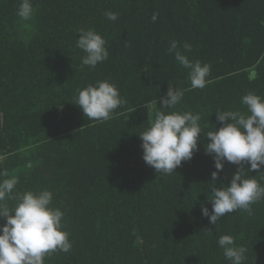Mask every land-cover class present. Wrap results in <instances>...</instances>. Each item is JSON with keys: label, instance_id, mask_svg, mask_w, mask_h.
<instances>
[{"label": "trees", "instance_id": "trees-1", "mask_svg": "<svg viewBox=\"0 0 264 264\" xmlns=\"http://www.w3.org/2000/svg\"><path fill=\"white\" fill-rule=\"evenodd\" d=\"M21 2L0 0V181L16 177L18 193L48 190L64 212L72 248L45 264H230L222 235L247 249L245 264H264V199L252 215L237 210L215 225L202 215V205L212 211L209 183L230 186L238 166L225 163L211 181L202 134L191 160L156 173L138 136L169 85L185 94L164 111L199 114L205 132L222 126L217 110L246 113L244 95L264 97V0H31L27 21L17 15ZM81 29L106 40L109 57L95 68L82 66ZM171 41L211 65L203 89L191 88ZM97 81L115 84L125 101L108 121L89 120L74 104Z\"/></svg>", "mask_w": 264, "mask_h": 264}, {"label": "clouds", "instance_id": "clouds-1", "mask_svg": "<svg viewBox=\"0 0 264 264\" xmlns=\"http://www.w3.org/2000/svg\"><path fill=\"white\" fill-rule=\"evenodd\" d=\"M33 12L31 0H22L17 15L27 21ZM105 16L111 21L118 18V14L111 11ZM157 17L158 14L154 13L152 21L155 22ZM78 34L76 47L85 53L82 66L95 68L108 59L106 40L101 35L94 30L83 29ZM184 48L191 50L188 45ZM168 52L174 54L175 60L188 70L192 89H203L207 85L211 65L190 61L178 49L177 41L170 42ZM256 77L253 70L248 79L255 80ZM184 94L185 90L169 85L166 96L160 98V110L155 112L150 126L138 135L142 141V159L156 173L171 175L182 162L193 158L204 134L210 141L205 145V154L213 157L216 169L211 173V181L219 179L225 163L238 167L230 186L216 188L209 183L211 196L207 200L212 204V211L210 213L202 205V215L212 225L237 210L252 215L251 206L264 199V185L254 176L248 177V173L254 171L264 179V97L251 92L244 95L241 103L246 106V113L217 110L216 119L222 126L205 132L201 128L199 114L164 111L178 105ZM124 103L115 84L97 81L95 85L90 84L80 90L74 104L89 120L108 121ZM17 184L14 176L0 181V220L5 221L0 225V264H45L52 253L69 252L72 248L69 233L62 230L65 214L52 207L53 194L48 190L18 193ZM9 201H14L15 206L10 207ZM217 243L230 264H245L247 249L238 246L234 237L222 235Z\"/></svg>", "mask_w": 264, "mask_h": 264}]
</instances>
